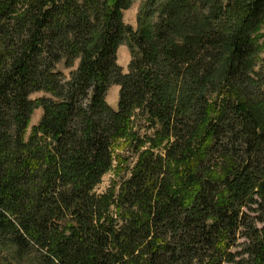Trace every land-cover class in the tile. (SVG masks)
Listing matches in <instances>:
<instances>
[{
  "label": "trees",
  "instance_id": "trees-1",
  "mask_svg": "<svg viewBox=\"0 0 264 264\" xmlns=\"http://www.w3.org/2000/svg\"><path fill=\"white\" fill-rule=\"evenodd\" d=\"M134 2L0 0V247L264 264V0Z\"/></svg>",
  "mask_w": 264,
  "mask_h": 264
},
{
  "label": "rangeland",
  "instance_id": "rangeland-1",
  "mask_svg": "<svg viewBox=\"0 0 264 264\" xmlns=\"http://www.w3.org/2000/svg\"><path fill=\"white\" fill-rule=\"evenodd\" d=\"M143 0H135V2L130 6V8L124 10V22L127 24H130L134 27V29H137L138 22H137V15L139 13V6ZM263 32H264V25H263ZM118 64L123 68L124 73L128 72V64L131 60V53H129V49L127 44H124L120 46L118 49ZM264 55V54H263ZM78 64V62H77ZM76 64V65H77ZM58 68L66 73V75H69L70 71L69 69L65 68L64 65L61 63L58 65ZM119 90L120 87L116 84L112 85L109 89L106 100L112 106L114 109H117L118 102H119ZM44 95V92H34L31 95V99L41 97ZM42 114L41 109H36L34 111V114L32 115V121L30 124V127L28 129V132L30 133L31 127H33L35 124H37L40 120V116ZM128 177V175H124ZM102 182L98 185L95 192L97 193H104L108 188H110L113 185H118L122 182L123 176H117L114 172L113 173H107L103 176ZM254 215V213H252ZM233 250H239V247H234ZM0 264H42V256L39 255L34 249L29 253L28 255L24 256V259H20L18 257L12 256L11 253H9V250L5 247H0Z\"/></svg>",
  "mask_w": 264,
  "mask_h": 264
}]
</instances>
